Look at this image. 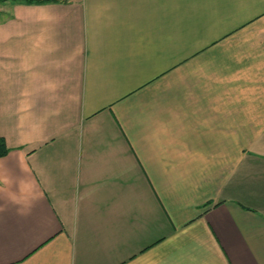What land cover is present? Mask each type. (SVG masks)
Returning a JSON list of instances; mask_svg holds the SVG:
<instances>
[{
    "label": "crops",
    "instance_id": "1",
    "mask_svg": "<svg viewBox=\"0 0 264 264\" xmlns=\"http://www.w3.org/2000/svg\"><path fill=\"white\" fill-rule=\"evenodd\" d=\"M0 264H264V0L0 1Z\"/></svg>",
    "mask_w": 264,
    "mask_h": 264
},
{
    "label": "trees",
    "instance_id": "2",
    "mask_svg": "<svg viewBox=\"0 0 264 264\" xmlns=\"http://www.w3.org/2000/svg\"><path fill=\"white\" fill-rule=\"evenodd\" d=\"M0 1H5V0H0ZM24 1L27 3H45V2H51V1H56V0H24ZM7 152H8V148L5 145V141L3 138L0 137V157L5 156Z\"/></svg>",
    "mask_w": 264,
    "mask_h": 264
}]
</instances>
